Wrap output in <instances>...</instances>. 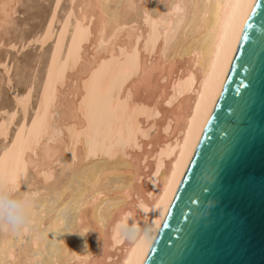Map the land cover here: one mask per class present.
Listing matches in <instances>:
<instances>
[{
    "label": "bare ground",
    "instance_id": "obj_1",
    "mask_svg": "<svg viewBox=\"0 0 264 264\" xmlns=\"http://www.w3.org/2000/svg\"><path fill=\"white\" fill-rule=\"evenodd\" d=\"M17 2L0 0V31ZM240 3L253 0H70L72 34L55 41L31 124L1 146L0 182L33 215L0 227V264H144L222 92ZM31 96L12 99L3 140Z\"/></svg>",
    "mask_w": 264,
    "mask_h": 264
},
{
    "label": "water",
    "instance_id": "obj_2",
    "mask_svg": "<svg viewBox=\"0 0 264 264\" xmlns=\"http://www.w3.org/2000/svg\"><path fill=\"white\" fill-rule=\"evenodd\" d=\"M144 264H264V0Z\"/></svg>",
    "mask_w": 264,
    "mask_h": 264
},
{
    "label": "rangeland",
    "instance_id": "obj_3",
    "mask_svg": "<svg viewBox=\"0 0 264 264\" xmlns=\"http://www.w3.org/2000/svg\"><path fill=\"white\" fill-rule=\"evenodd\" d=\"M18 1L19 2H17L18 4L15 8V15H13L11 20L8 22L11 27L15 26V29L7 26V24L0 31V63L3 64L2 66L0 65V94L2 95H0V108L2 109H0V123H3L4 120H6L11 114L12 108L15 107V103L13 102L15 101V97L24 94L29 85H31L32 88V96L26 116L23 117L22 114L18 112L13 121L14 123L8 130L7 138L3 140V138L0 137V150L2 146L1 153L8 152L11 147L14 146L15 140L19 137L23 130L26 131L27 126L31 124V119L33 118V114L37 109V98L47 71V61L50 52L54 49L55 41H57L58 35H60L59 33L64 30V27H68L67 29L69 31L67 32L65 38H69L72 34L70 26L74 25L69 10L70 0H28V2L27 0ZM52 8L56 9V19L53 22L51 39L46 43V45L39 47L38 43H34V37L36 34H38L37 36L39 37L44 32L49 21V14ZM34 9L36 10L34 11ZM28 11L34 13H29ZM14 19L16 20L12 21ZM17 23L21 26H18ZM18 27L19 30L17 34ZM21 28H24L25 30ZM26 28H28V32ZM23 30L24 32L22 33ZM7 31L10 32L8 33ZM31 31L34 33L31 34ZM27 41L30 42L27 43ZM23 48L24 50H22ZM2 106L4 107L2 108Z\"/></svg>",
    "mask_w": 264,
    "mask_h": 264
},
{
    "label": "clouds",
    "instance_id": "obj_4",
    "mask_svg": "<svg viewBox=\"0 0 264 264\" xmlns=\"http://www.w3.org/2000/svg\"><path fill=\"white\" fill-rule=\"evenodd\" d=\"M16 193L14 187L0 182V227L10 230L20 229L29 223L33 215L30 196Z\"/></svg>",
    "mask_w": 264,
    "mask_h": 264
},
{
    "label": "snow or ice",
    "instance_id": "obj_5",
    "mask_svg": "<svg viewBox=\"0 0 264 264\" xmlns=\"http://www.w3.org/2000/svg\"><path fill=\"white\" fill-rule=\"evenodd\" d=\"M237 8L243 10L244 8H247L248 9V13H243L242 12V15H243V20L240 21V27H244L247 23H248V15L254 11L255 9V0H253V4H245V3H240V4H237L236 5ZM214 103V102H213ZM210 115V113H209ZM205 123H207V119L205 120ZM159 207V205H158Z\"/></svg>",
    "mask_w": 264,
    "mask_h": 264
}]
</instances>
